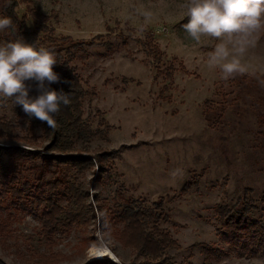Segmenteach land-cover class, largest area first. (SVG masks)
I'll use <instances>...</instances> for the list:
<instances>
[{"label": "rangeland", "instance_id": "1", "mask_svg": "<svg viewBox=\"0 0 264 264\" xmlns=\"http://www.w3.org/2000/svg\"><path fill=\"white\" fill-rule=\"evenodd\" d=\"M182 2L16 0L17 16L30 29L47 18L48 32L38 33L39 46L49 48V37L65 38L63 48L81 43V50H71L74 58L68 66L85 92V123L103 135L88 141L74 136L73 146L86 155L110 157L102 172L97 165L83 173L68 164L56 165L46 156L51 153L40 139L39 123L12 99L0 100V120L15 125L13 135L30 136L32 128L37 138L0 140L1 145L18 147L3 154L7 177H23L32 187L21 200L3 199L4 264H36L39 254L49 251L61 255L55 264H86L97 260L88 251L98 231L109 235L120 264H144L105 224L109 212L127 199L147 207L162 202L157 226L177 243L165 251L174 264H264V235L250 245L227 243L216 215L218 206L251 204L247 216L264 225V87L259 83L264 80V31L243 57L254 75L224 81L219 69L206 66L210 44L187 39L182 25L189 18L179 7ZM140 5L154 13L143 32L138 31L143 19L134 11ZM55 179L63 184L49 191L47 183ZM69 183L83 196L87 222L60 227L48 248L39 221L44 205L35 198L52 192L65 207L71 199L65 191ZM151 226L149 222V230ZM234 248L244 254L237 255ZM249 249L257 255L248 256Z\"/></svg>", "mask_w": 264, "mask_h": 264}, {"label": "trees", "instance_id": "2", "mask_svg": "<svg viewBox=\"0 0 264 264\" xmlns=\"http://www.w3.org/2000/svg\"><path fill=\"white\" fill-rule=\"evenodd\" d=\"M16 5V0H10V2L9 0H0V16L11 17L13 21V28L6 29L0 35V43L20 37L27 43H36L39 47L38 33L41 31L48 32V26L45 24L47 18L41 17L40 19L42 20H37L36 28L32 30L25 25L23 19L18 18L15 11ZM49 40L52 44L48 49L55 52L57 59V64L54 65L53 70L60 76V82L50 85L47 84V81L45 83L51 89L70 93L71 104L61 106L60 112L55 117L57 120V128L55 130L50 129L46 122H41L33 117L43 130L40 139L47 142L45 150L51 153L46 156L56 165L68 164L79 173L92 170L95 165H97V170L102 172L107 155L105 153L83 154L84 152L82 151H76L72 142L74 136L88 141L91 138L103 135V131L99 129L91 132L85 123L81 107L85 92L81 86L79 76L68 66L69 62L74 58V53L71 50H81L82 45L81 43H72L63 48L62 44L65 42V38L54 39L49 37ZM63 52L66 53V58ZM25 83L29 86V97L36 98L39 95L36 82L26 81ZM14 129L15 125L0 120V140L7 138L35 142L37 139L33 135L32 128H28L30 136L24 138L14 136ZM12 148L18 147L0 144V210H2L5 197L11 196L21 200L24 198L25 192L30 191L32 188L23 177H7L4 170L3 154ZM108 157L110 156L108 155ZM11 181L18 183V187H8V183ZM62 184L61 180L55 179L47 183L48 190L52 191ZM65 191L71 197L65 207L57 204L53 199L52 192H49L44 199L35 198L38 205H44L39 221L41 222V231L44 234L48 248L53 244V236L60 227L64 229H69L71 226L82 227L87 222L88 208L82 204L83 196L80 190L75 188L73 183H69L65 187ZM74 203L77 204L76 207H73ZM161 204L162 202L153 204L152 207H147L139 205L135 200L127 199L124 206L120 209L109 212L108 221L105 223L110 231L114 230L116 240L123 247L132 249L136 255L142 257L144 264H174L170 261V257L165 251L168 248L175 247L177 243L169 233L160 230L157 226L162 219ZM252 208L253 205L246 203H243V205H238L237 203L230 208L217 207L216 215L222 230L221 236L225 242L233 245L244 242V244L249 243L250 245L255 242L256 238L264 235V225L258 221L251 220L247 216ZM149 222H152L150 230L148 229ZM115 223L120 225L118 229L114 228ZM234 252L237 255L244 254L242 249L234 248ZM246 254L248 256H256L257 252L254 249H249ZM60 256V253L49 251L48 254H39L35 261L36 264H55L61 258ZM0 264L4 263L0 260ZM86 264H112V261L104 258L92 260Z\"/></svg>", "mask_w": 264, "mask_h": 264}, {"label": "clouds", "instance_id": "3", "mask_svg": "<svg viewBox=\"0 0 264 264\" xmlns=\"http://www.w3.org/2000/svg\"><path fill=\"white\" fill-rule=\"evenodd\" d=\"M179 7L183 16L189 18L182 25L187 39L196 44L208 42L212 48L206 60L209 70L219 69L220 79L224 81L237 75H254L243 63V57L249 48L255 47L256 35L264 31V0H183ZM134 11L143 19L138 28L143 32L154 13L143 5ZM9 28H13L12 18L0 16V32ZM56 64L55 52L43 45L38 47L20 37L0 43V100L12 99L29 118L46 122L55 130V117L61 106L71 104L70 93L56 91L45 83L60 82V76L53 70ZM26 81L36 82L39 92L36 98L29 97ZM259 83L264 87V80ZM89 253L90 259L107 258L112 264H120L104 231L97 232Z\"/></svg>", "mask_w": 264, "mask_h": 264}, {"label": "bare ground", "instance_id": "4", "mask_svg": "<svg viewBox=\"0 0 264 264\" xmlns=\"http://www.w3.org/2000/svg\"><path fill=\"white\" fill-rule=\"evenodd\" d=\"M88 253H89V251H88ZM89 256H90V253H89Z\"/></svg>", "mask_w": 264, "mask_h": 264}, {"label": "water", "instance_id": "5", "mask_svg": "<svg viewBox=\"0 0 264 264\" xmlns=\"http://www.w3.org/2000/svg\"><path fill=\"white\" fill-rule=\"evenodd\" d=\"M92 261V260H91Z\"/></svg>", "mask_w": 264, "mask_h": 264}]
</instances>
